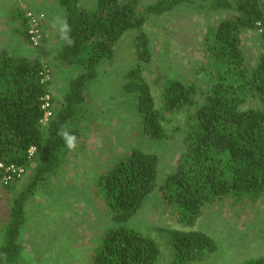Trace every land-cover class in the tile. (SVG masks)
<instances>
[{
  "label": "trees",
  "instance_id": "obj_1",
  "mask_svg": "<svg viewBox=\"0 0 264 264\" xmlns=\"http://www.w3.org/2000/svg\"><path fill=\"white\" fill-rule=\"evenodd\" d=\"M205 1L156 0L144 4V0H96L93 7H85L80 0H59L74 44L68 46L58 33L55 60L78 73L69 79L61 98L53 95V103L59 107H54L45 126L40 123L41 98L56 84L53 66L39 56L29 59L0 50V163L32 169L31 179L8 205L0 264H14L22 254L25 206L39 190L51 189L52 179L70 151L58 133L64 127L80 137L75 122L79 108L87 104V83L97 77L101 65L114 58L116 48L130 31L136 62L124 89L135 94L144 132L151 139H168L170 116L189 112L185 128H174L184 132V150L159 186L160 158L141 149H130L127 156L101 172L97 190L102 191L103 202L112 212L114 226L103 234L92 264L161 263L157 242L126 225L157 188L185 228L195 226L208 205L253 203L264 198V33L255 32L256 22L264 17V0H211L207 8ZM182 5L199 9L202 17L211 12L223 15L207 29L204 39L211 77L205 81V89L190 80L166 78L156 102L144 76V65L153 57L145 25L150 17L165 16ZM253 30L261 46L256 65L247 61L242 41V34ZM42 33L44 39L43 29ZM45 66L51 74L46 83L42 82ZM203 69L207 73L208 67ZM31 146L37 148L33 157L28 153ZM15 182L1 186L15 191ZM158 230L168 236L172 260L177 264L198 261L217 249L216 241L204 231ZM241 264H264V256Z\"/></svg>",
  "mask_w": 264,
  "mask_h": 264
},
{
  "label": "rangeland",
  "instance_id": "obj_2",
  "mask_svg": "<svg viewBox=\"0 0 264 264\" xmlns=\"http://www.w3.org/2000/svg\"><path fill=\"white\" fill-rule=\"evenodd\" d=\"M80 1L89 7L96 0ZM155 1L144 0L143 3ZM210 2H203L206 8ZM222 17V13L217 12L202 17L199 9L182 5L165 16L147 20L145 30L151 38L153 57L144 65V76L156 102L162 92V82L169 77L190 80L205 89L212 67L209 68L210 60L205 56L204 39L207 29ZM253 34L246 31L242 41L247 61L256 65L261 46L257 35ZM130 37L131 31L116 48L114 58L100 66L96 79L87 83V104L79 108L75 122L80 133L77 148L69 151L62 170L52 179L51 189L39 190L26 204L27 220L20 237L24 247L15 264H92L93 253L103 234L114 226L112 212L103 202L102 191L97 190L101 172L127 156L130 149H141L160 158L159 186L184 150V132H175L174 128L178 125L185 128L189 112L170 116L171 121L166 125L168 139H151L144 132L136 96L124 89L128 72L136 62ZM13 53L18 55L16 51ZM203 66L208 67L207 73L201 70ZM59 68L64 69L55 71ZM53 70L54 80L59 85L54 89L55 98H61L68 90L69 79L78 71L70 66H55ZM31 170L25 167L23 177L14 183L15 191L1 186L0 175V248L5 244L2 230L8 220V205L31 179ZM126 225L157 242L161 249L160 264L177 263L172 260L173 249L168 236L159 228L200 230L216 241L215 251L206 252L200 260L187 264H241L264 256V198L253 203L223 201L208 205L196 225L185 228L157 188ZM26 232H30V236L25 235Z\"/></svg>",
  "mask_w": 264,
  "mask_h": 264
},
{
  "label": "crops",
  "instance_id": "obj_3",
  "mask_svg": "<svg viewBox=\"0 0 264 264\" xmlns=\"http://www.w3.org/2000/svg\"><path fill=\"white\" fill-rule=\"evenodd\" d=\"M95 3L93 5L90 4L89 7H93ZM26 8L43 11L46 15L43 22L45 37L41 45L37 47L30 44L27 38L28 23L24 15ZM65 15V10L60 5L59 0H0V50L7 49L14 55L15 53L13 52L16 51L18 53L16 56H23L29 59L39 56L43 62H55V64L52 65L53 67L59 66L69 68L68 65L61 64L55 60L59 31L58 27H54L53 25L56 17L65 18ZM108 63L109 62H107V64ZM63 69L64 68H59L55 71L59 72ZM57 86H59L58 83L52 86L54 96H56L54 89ZM58 107L59 106L56 105V108ZM75 180L76 179H74V181ZM25 235L30 236V232H26ZM22 247H24V245H22ZM26 251H28V249H26Z\"/></svg>",
  "mask_w": 264,
  "mask_h": 264
},
{
  "label": "built area",
  "instance_id": "obj_4",
  "mask_svg": "<svg viewBox=\"0 0 264 264\" xmlns=\"http://www.w3.org/2000/svg\"><path fill=\"white\" fill-rule=\"evenodd\" d=\"M25 18L28 23L27 27V37L33 46L37 47L41 44L43 40V33H42V26L44 19L46 17L45 13L43 11H36L29 8H26L24 11ZM251 33L253 31H249ZM255 32L257 34H263L264 33V17L263 19H260L255 24ZM49 69L45 66L43 67L42 71V82H49L51 80V74L49 73ZM53 91L46 92L41 100V109L43 110V116L40 120V123L42 125H47L49 121L51 120L53 113H54V104H53ZM36 146H31L28 150L29 157H33ZM0 169L1 171V184L3 186H8L12 182L20 180L24 173H25V167L23 166H16L14 164L10 165H4L0 163ZM0 194V199H1Z\"/></svg>",
  "mask_w": 264,
  "mask_h": 264
},
{
  "label": "clouds",
  "instance_id": "obj_5",
  "mask_svg": "<svg viewBox=\"0 0 264 264\" xmlns=\"http://www.w3.org/2000/svg\"><path fill=\"white\" fill-rule=\"evenodd\" d=\"M53 26L54 27H58L60 38H61L62 41L66 42V44L68 46H72L74 44V40L72 39V37L70 35L71 26L68 23L66 18L56 17L55 23H54ZM58 134L64 139L66 147L69 150H71V151L76 150V148H77V137L75 135L70 134L67 130H65L64 127L61 128V130L59 131Z\"/></svg>",
  "mask_w": 264,
  "mask_h": 264
},
{
  "label": "bare ground",
  "instance_id": "obj_6",
  "mask_svg": "<svg viewBox=\"0 0 264 264\" xmlns=\"http://www.w3.org/2000/svg\"><path fill=\"white\" fill-rule=\"evenodd\" d=\"M28 26V25H27Z\"/></svg>",
  "mask_w": 264,
  "mask_h": 264
}]
</instances>
